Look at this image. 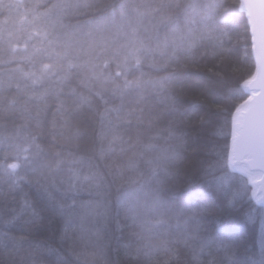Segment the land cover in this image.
Segmentation results:
<instances>
[{
    "label": "snow or ice",
    "instance_id": "6c2138e0",
    "mask_svg": "<svg viewBox=\"0 0 264 264\" xmlns=\"http://www.w3.org/2000/svg\"><path fill=\"white\" fill-rule=\"evenodd\" d=\"M0 16V264H264V0Z\"/></svg>",
    "mask_w": 264,
    "mask_h": 264
},
{
    "label": "trees",
    "instance_id": "16d2710c",
    "mask_svg": "<svg viewBox=\"0 0 264 264\" xmlns=\"http://www.w3.org/2000/svg\"><path fill=\"white\" fill-rule=\"evenodd\" d=\"M3 19V16H0V20H2Z\"/></svg>",
    "mask_w": 264,
    "mask_h": 264
}]
</instances>
